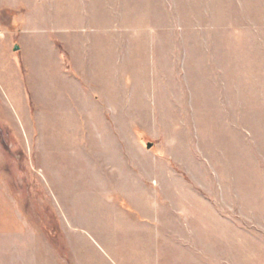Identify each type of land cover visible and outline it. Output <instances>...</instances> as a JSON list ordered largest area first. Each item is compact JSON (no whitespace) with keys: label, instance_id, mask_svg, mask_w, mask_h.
Returning <instances> with one entry per match:
<instances>
[{"label":"rangeland","instance_id":"374dc122","mask_svg":"<svg viewBox=\"0 0 264 264\" xmlns=\"http://www.w3.org/2000/svg\"><path fill=\"white\" fill-rule=\"evenodd\" d=\"M0 264H264V0H0Z\"/></svg>","mask_w":264,"mask_h":264},{"label":"water","instance_id":"95a60500","mask_svg":"<svg viewBox=\"0 0 264 264\" xmlns=\"http://www.w3.org/2000/svg\"><path fill=\"white\" fill-rule=\"evenodd\" d=\"M19 49V46H16L14 50H18ZM153 146V143H147V148L148 149H151Z\"/></svg>","mask_w":264,"mask_h":264}]
</instances>
